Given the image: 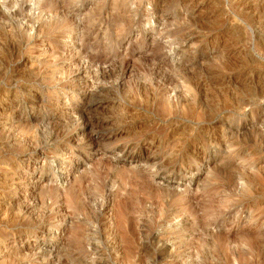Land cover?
Listing matches in <instances>:
<instances>
[{
    "label": "rangeland",
    "instance_id": "1",
    "mask_svg": "<svg viewBox=\"0 0 264 264\" xmlns=\"http://www.w3.org/2000/svg\"><path fill=\"white\" fill-rule=\"evenodd\" d=\"M0 264H264V0H0Z\"/></svg>",
    "mask_w": 264,
    "mask_h": 264
},
{
    "label": "bare ground",
    "instance_id": "2",
    "mask_svg": "<svg viewBox=\"0 0 264 264\" xmlns=\"http://www.w3.org/2000/svg\"><path fill=\"white\" fill-rule=\"evenodd\" d=\"M91 138V137H90ZM101 140V139H100ZM93 141H95V140H93ZM94 143V142H93Z\"/></svg>",
    "mask_w": 264,
    "mask_h": 264
}]
</instances>
